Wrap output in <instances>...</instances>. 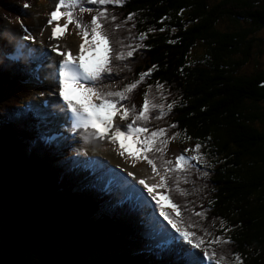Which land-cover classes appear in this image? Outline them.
Listing matches in <instances>:
<instances>
[{"label":"trees","instance_id":"obj_1","mask_svg":"<svg viewBox=\"0 0 264 264\" xmlns=\"http://www.w3.org/2000/svg\"><path fill=\"white\" fill-rule=\"evenodd\" d=\"M33 2L0 0V34L4 23L16 20ZM80 2L92 8L84 13L74 10L85 24L90 23L85 21L88 14L101 7L107 13L100 19L109 41L105 67L111 71L102 72L90 87L119 91L155 65L119 101L129 109V123L149 133L159 127L174 131L189 147L188 157L195 154V144L201 145L198 151L206 163L191 161L187 170L199 175L203 193L195 196L198 186H190L184 177L187 170H179L166 174L159 197L175 203L198 235L205 236L206 231V239L221 237L209 246L214 260L203 264H264V63L260 65L256 56V49L262 53L263 39L257 33L264 30V0H124L122 5L103 6ZM128 13H133L131 19H126ZM130 50L132 56L127 55ZM35 55L28 47L8 54L0 44V264H22L42 248L47 234L63 230L68 235L73 229L82 237L72 248L70 264H79L87 252L104 247H121L105 264H176L180 253L173 247L179 242L174 235L168 238L171 242L159 243L160 250L127 248L141 237L146 239L144 227H150L145 225L149 221L145 212L134 216L131 190L121 208L115 196L101 188L92 192L95 197L88 194L78 188L85 177L82 169L62 161L56 146L49 147L43 136H36L39 114L23 104L31 93L26 82L37 74L32 72ZM252 62L255 67L248 70ZM145 89L158 94L150 103L163 102L164 115L149 103V119L133 121L139 113L133 100ZM32 137L37 139L31 149ZM156 163L163 171L159 159ZM179 175L185 193L177 198V189L172 191L176 180L172 181ZM168 201L163 207L175 218ZM199 201L204 203L206 219L191 208Z\"/></svg>","mask_w":264,"mask_h":264},{"label":"rangeland","instance_id":"obj_2","mask_svg":"<svg viewBox=\"0 0 264 264\" xmlns=\"http://www.w3.org/2000/svg\"><path fill=\"white\" fill-rule=\"evenodd\" d=\"M57 2L58 0H35V3L33 2L32 5L21 9L22 11L17 14L18 16L16 20L13 19L11 23H4V27H1L2 34H0V44L8 54H12L14 51L21 53L23 47H28L37 54L35 55L37 64L34 63L35 65L32 67V72L37 74L34 78L30 77L26 82V86L31 90V93L23 102V104H29L33 109H36L39 114L37 120L38 123H36V136H43V139L48 143L47 146H56L57 150L62 153V161L65 160L66 163L71 164V167L75 168V170L82 169L84 173L83 176L85 177L79 182L78 188L86 191L88 194L94 196L92 192H97V190L101 188L105 194L115 196L114 201L117 202L118 206L121 208L125 202V194L128 190H131L134 197L131 199L132 204L129 206H132L134 216L136 218L141 217L145 212L146 219H149L145 225L148 224L150 227H144L143 236L146 239L141 237V239H137L135 242L133 241L134 243L131 242V245L129 247L127 246V248L134 249L135 247L136 250V248L141 249L145 247H153L160 250L158 245L161 241H168V238L173 237V235L178 240L179 238L171 226L168 225L167 221L159 215L155 203L151 200L147 191L143 190V186L137 183L138 180L144 179L146 183L158 185L159 181V177L152 172L151 166L143 159H140L141 154L138 151L139 143L133 142L135 138L124 140L123 148L121 147L120 142L113 143L107 138V136L114 130V128L108 130L104 139L92 135L94 130L91 128H74L72 115L67 111L66 103L59 96L58 88L53 83V73H51V71H53L54 62L59 60L60 57L57 52L52 50L51 46H56L59 49L61 44L66 46L74 45L79 51V54L77 53L79 56V45L83 36L82 30H78L76 26L73 27V23L69 22L65 27L62 36L49 39L51 36V28L55 26L56 23H60L61 25L64 24V17H61L59 21H53L51 25L47 23L49 18L47 14L55 9V4ZM76 10H79V8H76ZM91 16L92 14H88V17L85 20L86 23L90 22ZM21 24L23 27H21ZM38 28L40 29V32L38 31ZM41 29H43V32H41ZM26 34H30L34 39L24 40L23 37ZM257 36L263 39L261 45L262 53H259V50L256 49L258 62L260 65H263L264 30L257 33ZM83 39L90 42L91 36L89 35ZM86 48L88 50L84 55L86 62L89 64L94 63L96 59L105 54L102 46L97 50V48L90 47L89 44H86ZM254 67L255 63L252 62L247 68L248 70H252ZM90 83L91 82L85 83L84 81H80L79 85L74 84V87L77 90V97L71 98L74 103L80 101L99 103L93 94L85 92V89L90 87ZM80 85H83V87ZM145 93H147L149 103L154 97L157 98L158 96L156 92L145 89L136 99L133 100L137 105L138 110L143 106ZM53 104L58 110L50 108ZM138 104L141 107H139ZM153 104L162 105V110L165 111L163 102L160 103L156 101L155 103H150V105ZM152 109L161 111L160 108ZM50 122L55 125L57 122H61L63 126H61V128H56L55 126L52 128ZM129 124L127 118L120 120L119 116L113 117V125L119 126L121 131L126 132ZM67 129H71L72 132H68ZM164 130L165 136L163 138L168 139V143L165 146L166 150L164 151V159L172 161L174 165L176 155L188 156V153H185L184 149H189V147H186V142L178 140L179 138L177 136L173 137V133H175L174 131L171 132V130ZM37 137H32L30 139L29 145L31 149L34 148ZM121 151H123V155H120ZM189 163H191V161H189ZM129 172L133 175L129 176ZM184 172H186L184 177L190 179V186H198L195 191V196L202 194L205 187L200 183L199 175H190L189 170ZM171 174H173V172ZM95 176L99 178V182L97 183H94ZM106 178H109L111 181L105 183ZM124 181L126 183L129 182L130 184L123 187L124 183H121ZM179 181H181L180 175L177 179L172 181V183L174 182L172 191L177 189V191H174V193L176 192L177 194V198L182 196V193H185V190L181 187L182 181ZM131 186H136L137 189L134 190ZM162 189L163 188L160 187H154L153 194L157 195V198L161 201V205L164 206L166 204L165 201H168V197L165 196L163 198L164 200L159 197ZM203 204L202 201H199L196 202L195 205L192 204L191 208H196L197 213L203 212V215L199 216L206 219L208 215L206 211L202 209ZM201 221L203 223L204 219ZM62 231L63 230H53L52 234H47L48 237H45L46 239H44L45 242L42 244V248L37 253L27 255L22 264H57L58 262H67L70 264V262L73 261L70 259L73 253L72 248L76 245L82 235L79 234L80 231L77 232V229L71 230L68 235H66L64 231L62 234H59V232ZM171 241L172 240H169L168 242ZM179 242L183 243V241ZM115 249L119 250L121 247L113 249H105V247L94 248L87 252L82 260H79V264H105L112 259ZM168 250H170L169 247ZM155 253H159V251H156Z\"/></svg>","mask_w":264,"mask_h":264},{"label":"snow or ice","instance_id":"obj_3","mask_svg":"<svg viewBox=\"0 0 264 264\" xmlns=\"http://www.w3.org/2000/svg\"><path fill=\"white\" fill-rule=\"evenodd\" d=\"M124 0H89V3L95 5H122ZM28 5H25L27 7ZM79 7L81 13L92 12V8H85L81 5L80 0H58L55 4V9L51 11L48 15L47 23L51 25L53 21H59L61 17H64V24L56 23L55 26L51 28V36L49 39L54 37H59L64 34L65 27L69 22L74 23L78 30H82L83 36L81 43L79 45L80 55L74 57L69 54L68 51L60 52L56 46H51L54 52H57L58 55H63L62 59H59L54 62L53 65V83L58 88L59 96L65 101L67 111L71 113L74 124V128H84L93 129L92 135L104 139L105 134L108 133L109 129H113L107 138L113 143L120 142L121 147L123 148V141L130 138H135L134 143H139L138 151L141 153L140 159H143L151 166L152 172L159 177L158 185H153L146 183L144 179L137 181L138 184L143 186V190L147 191L148 195L151 197V200L154 201L156 209L159 211V215L167 221L168 225L175 231L179 241L183 243L175 242L173 247L177 249L180 253L176 257V264H203L204 260L213 261L214 256L209 252V246L218 242L221 237L215 236L212 239H206L205 236L208 233L205 231V236L198 235L194 230H192L195 225L191 222H185L180 215V212L177 211V205L172 203L169 200V203L172 208V212L176 213V217L172 218V214L165 210L161 205L160 199L157 198V195L153 194L154 187L165 188L166 187V174L173 171L187 170L189 166V161H194L196 164H205L203 156L199 153L201 145L199 143L195 144L192 151L194 155L188 157L185 155H176L175 162L173 165L172 161L165 160L163 153L166 150L165 146L168 143L165 136V130L158 128L152 132H148L146 128L143 127H134L132 124L127 126V131H121L119 126L113 125V117L119 116L120 120L127 118L129 114V109L124 106V104L119 103L120 100L126 98V93L134 89L137 84L140 83L144 77L151 73L155 65L152 68L147 70V73H140V80L135 81L134 83L127 84L123 89L115 92H104L98 91L92 87L85 89V92L93 94L100 103H92L91 101H80L74 103L73 100L69 97L66 92L67 84H77L79 85L80 81L85 83L92 82L94 83L100 76L102 72H110V67H105L108 64V57L106 55L101 56L96 59L94 63L89 64L85 62V52L88 50L86 44H89L90 47H95L97 50L102 46L103 51L107 53L109 51L108 45L109 41L107 36L102 32V23L101 19L107 16V13L103 7H101L96 14L91 16L89 24L83 23L78 17L75 16L74 10ZM63 9V10H62ZM133 13H128L126 19H131ZM116 17L112 16L111 20L115 21ZM21 27L23 25L21 24ZM118 27V26H117ZM151 30V29H150ZM26 31V30H25ZM43 32V29H41ZM91 36V41H85L83 38ZM145 33L141 32L140 36L144 37ZM24 40H32L33 36L26 34L23 37ZM133 52L130 50L127 52L128 56H132ZM117 58H122L121 53H117ZM83 87V85H80ZM151 87V86H149ZM156 87L159 89L161 85L157 83ZM145 99L143 106L140 108L139 113L132 116L133 121L149 119V101L147 99V93L144 94ZM152 108H160V115L163 116V106L162 105H151ZM169 109H172L173 104L169 103L167 105ZM141 134L143 139H140ZM176 134L173 133V136ZM159 138V139H158ZM188 148L184 149V152L187 153ZM153 153H160L159 157H155ZM123 151L120 152V155H123ZM159 159V169L156 163V160ZM210 167V165H208ZM129 176L133 175L131 172L128 173ZM200 175L207 176V172H201ZM211 203V201H209ZM197 215H203V212L197 213ZM187 229V230H186ZM227 231V228L224 229ZM175 241V238H174ZM237 258L238 254H237ZM216 264H219V261H216Z\"/></svg>","mask_w":264,"mask_h":264},{"label":"bare ground","instance_id":"obj_4","mask_svg":"<svg viewBox=\"0 0 264 264\" xmlns=\"http://www.w3.org/2000/svg\"><path fill=\"white\" fill-rule=\"evenodd\" d=\"M42 27V26H41ZM46 28V27H45ZM38 31L40 32V29L38 28ZM45 32V31H44ZM39 34V33H38ZM59 49H60V52L62 53L63 51H68L69 52V54L70 55H72V56H74V57H77L78 56V54H79V51L76 49V46H74V45H68V46H66V45H64V44H61V46L59 47ZM78 53V54H77ZM59 57H60V59H62L63 58V55H58ZM85 62H86V60H85ZM87 63V62H86ZM51 73H53V71H51ZM66 92H67V94L69 95V97L70 98H75V97H77L76 95H77V90H76V88L74 87V84H67L66 85ZM51 109H54V110H56L57 109V107L53 104V105H51V107H50ZM61 108V107H60ZM58 110V109H57ZM49 120V119H48ZM73 123H74V121H73ZM50 126L53 128L54 126L56 127V128H61V126H63V124L61 123V122H57L56 123V125L55 124H53V123H51L50 122ZM68 130V132H72L71 131V129H67Z\"/></svg>","mask_w":264,"mask_h":264},{"label":"clouds","instance_id":"obj_5","mask_svg":"<svg viewBox=\"0 0 264 264\" xmlns=\"http://www.w3.org/2000/svg\"><path fill=\"white\" fill-rule=\"evenodd\" d=\"M92 83H90L89 85H91Z\"/></svg>","mask_w":264,"mask_h":264}]
</instances>
